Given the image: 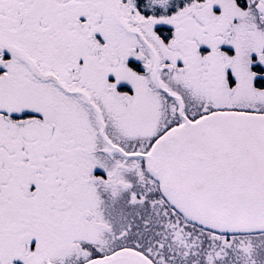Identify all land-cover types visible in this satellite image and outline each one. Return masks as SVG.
Wrapping results in <instances>:
<instances>
[{
  "label": "snow or ice",
  "instance_id": "snow-or-ice-1",
  "mask_svg": "<svg viewBox=\"0 0 264 264\" xmlns=\"http://www.w3.org/2000/svg\"><path fill=\"white\" fill-rule=\"evenodd\" d=\"M0 264H264V0H0Z\"/></svg>",
  "mask_w": 264,
  "mask_h": 264
}]
</instances>
